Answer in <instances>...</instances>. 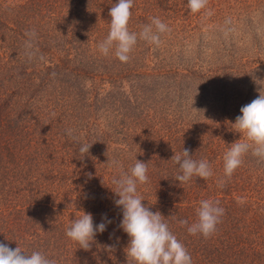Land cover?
<instances>
[{
    "label": "trees",
    "instance_id": "trees-1",
    "mask_svg": "<svg viewBox=\"0 0 264 264\" xmlns=\"http://www.w3.org/2000/svg\"><path fill=\"white\" fill-rule=\"evenodd\" d=\"M116 2L0 0V243L57 264H131L112 178L137 159L149 163V182L137 189L143 203L167 219L193 264H264V162L249 153L217 184L241 138L229 122L264 90L253 81L264 80V0H208L199 13L187 0H134L130 32L153 17L171 31L159 47L138 39L127 63L97 47ZM83 143L92 147L81 159ZM182 148L213 176L176 181L171 158ZM206 199L225 210L207 239L179 223L195 222ZM80 211L94 224L111 220L88 251L65 234Z\"/></svg>",
    "mask_w": 264,
    "mask_h": 264
},
{
    "label": "clouds",
    "instance_id": "clouds-1",
    "mask_svg": "<svg viewBox=\"0 0 264 264\" xmlns=\"http://www.w3.org/2000/svg\"><path fill=\"white\" fill-rule=\"evenodd\" d=\"M134 0H117L110 8L109 32L107 37L98 44L99 52L108 56L110 52L121 62L127 63L130 54L138 39L159 47L162 43L161 35L170 32L167 24L158 17L151 18L150 24H144L139 33L130 32L128 24L132 15ZM208 5V0H187V8L191 13H199ZM209 10L207 15H211ZM25 55L31 60L35 55V30L25 33ZM43 59V57H41ZM255 84L264 86V80L253 76ZM264 90H260L256 99L240 109L234 123L229 122L240 139L232 143L224 155L223 177L217 180L220 188L226 186L234 172L243 164L244 157L251 153L258 162H264ZM195 110V109H194ZM72 136L71 130L67 133ZM92 144L83 143L78 147V153L83 159L89 154ZM178 166L176 181L180 184L189 183L193 177L207 180L213 176V171L207 160H196L190 155V150L182 148L171 158ZM149 164V163H148ZM148 164L135 159L134 164L127 172L121 171L112 178L115 189L112 192L117 197L114 204L122 211V220L119 227L127 234L129 241L125 249L131 264H193L192 257L185 245L178 240L170 230L162 214L150 211L143 203L138 193L139 185L149 182ZM109 167L120 168L119 161L108 160ZM91 178L92 174H86ZM243 198L238 203L243 204ZM79 218L74 219L66 229V236L79 245V248L88 251L97 233H103L111 220L103 216L99 224H94L91 213L80 211ZM225 210L220 207L219 201L212 199L201 200L196 209V220L189 224L187 220H180L181 226L187 228L190 235H201L210 238L217 231ZM105 250L112 252L114 246H105ZM0 264H57L55 259H49L39 251L27 254L17 245L15 249L5 243H0Z\"/></svg>",
    "mask_w": 264,
    "mask_h": 264
}]
</instances>
